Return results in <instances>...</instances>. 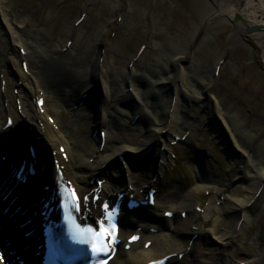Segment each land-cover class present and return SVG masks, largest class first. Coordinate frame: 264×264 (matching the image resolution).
Wrapping results in <instances>:
<instances>
[{
  "label": "bare ground",
  "instance_id": "bare-ground-1",
  "mask_svg": "<svg viewBox=\"0 0 264 264\" xmlns=\"http://www.w3.org/2000/svg\"><path fill=\"white\" fill-rule=\"evenodd\" d=\"M220 1L219 7L208 10L206 17L220 15L221 18L227 17L232 20L237 15L243 22L238 25L240 31H246L250 26L246 21L248 18L252 20V26L258 27V31L252 35L257 34L259 43L264 44V0H248L249 4L247 3L246 8L242 9V13L228 7L224 0ZM212 5L214 7L216 3L213 1ZM248 10L251 11L249 15ZM205 18L202 20L204 24L210 22L209 17ZM85 22L86 18L77 27L68 28L66 41H73L71 47H68L67 42L59 47L51 46L44 41L41 42L45 31H38L37 36L27 32V25L9 17L0 0V24L3 26L8 42L7 53H4L0 46V127L4 126L9 117L14 122L11 130L1 134L2 142L4 146H7L4 155H8V151L23 152L28 144L36 147L37 157L34 168H36L37 177L33 181L35 190L32 189V201L41 194L39 187L43 183L47 182L49 185L54 181L56 160L65 166V175L73 180L84 193L89 191L87 184L90 179L104 173L102 169L109 163L110 168L108 165L107 170H104L109 175L108 179L105 178L106 182L103 185L105 198L125 192V188L127 190L130 185L136 191L154 186L157 183L155 176L158 172L163 173L164 164L167 163V150L171 148L170 143L173 144L177 138H184L191 129L189 128L191 120L187 114L190 101L195 107L204 108L202 124L211 131L212 135H216L217 139H222L221 141L228 147V152L233 153L231 160L243 162L248 169V174L255 177L250 186L251 196L242 198L235 191L226 196L219 213L226 222L223 231L218 232L215 228L210 231L212 235L209 234L210 232L207 234L208 238L211 236L210 241L213 237L212 239L220 245L219 252L209 259V264H236L237 247L248 233L251 218L257 214L259 208L264 209L262 146L257 150V154L259 152L261 155L258 157L255 152L250 159L247 142L251 140V136L244 135L246 141L241 143L240 139L243 135H240V129L234 130L230 122L235 117V120H238V116L224 111L220 102L214 97L213 72L203 77L194 62L189 64L192 57L191 47L166 52L163 54V62L156 59L141 61V57L131 58L126 62L123 70H117L114 67V56L113 61L110 64L107 63L106 69L100 65V56L103 51L105 53L108 51L107 31L111 24L109 23L102 30H89ZM235 22H238L237 18ZM198 32L197 28L194 37ZM159 42V40L155 41L154 44L159 45ZM261 56L264 61V51ZM18 63L20 68L17 67ZM23 63L26 66L23 67ZM11 87L15 89L13 93H10ZM89 93L90 95L82 99V96ZM46 96L53 98L59 109L69 111L77 107L74 111H81L80 120L74 129H69L59 122L51 126L52 130L48 129L46 126L48 117L41 114L36 105L39 99L43 97L46 99ZM102 98L105 99L104 103L101 101ZM17 102L20 104L17 105ZM181 103L185 104L183 111ZM114 105L121 107V111L118 112L119 118L114 115ZM137 116L139 119L136 124L129 126L127 123L135 120ZM194 117H199V114L195 112ZM124 119L126 123H123ZM72 120L76 122L74 117ZM87 121L90 122L89 125H86ZM41 125L44 127L42 128ZM210 127L213 128L210 129ZM135 129L137 131L135 135L140 136L143 133L142 141H138L135 135H126ZM96 130L104 133L106 141L111 139V136L116 138L118 142L116 146L111 148L106 144L102 147L100 138L94 139L92 144L88 136ZM183 145L186 149L185 154L192 155L194 146L189 142ZM96 146H98L97 149ZM61 147L67 159L63 158ZM147 151H150L149 155L139 164H135V170L127 164L122 165L121 168L114 162L115 158L121 154L135 157ZM203 154L205 152H200L197 156H203ZM190 157V159L193 158ZM191 161L195 163L194 160ZM143 162L146 166L142 168L140 164ZM125 174L127 184L122 188L120 184L114 183V178ZM199 179L201 183L206 180L203 176ZM96 187L94 185L91 189ZM158 188L161 192L157 194V207L153 211L155 221L163 227L168 224L173 232L163 230L164 232L153 236L154 243L148 249L144 248V244L150 240L151 236L140 232L142 240L133 246V250L122 253V257L125 258L121 259V254L118 258L115 257L116 259H113L115 261L112 260L110 264H149L164 258L169 253L180 254L185 251L188 243L182 235L189 233L193 237L196 232H191V227L202 222L203 225H200L202 230L204 226L209 225V220L205 218L206 212L214 213L213 208H208L201 215L191 213L189 210L185 219L177 217L174 220H165L158 213L164 204H170L173 212L181 215L184 209L192 208L189 204L203 188L202 185H194L185 193H178L177 189L172 193H166L164 183ZM165 212L163 211V215ZM10 224L11 222L7 220L0 222V237L10 244L5 248L7 253L12 251L18 253L19 247L22 246L19 232L12 234L6 229L5 236L1 232L2 225ZM138 226L151 228L142 223ZM122 234L124 235L125 232ZM198 241L197 237L192 244L195 245ZM253 256L256 258L258 255L253 254ZM8 260L12 261L13 257ZM193 261L192 264H203L197 262V258ZM177 262L179 261L173 259L168 264ZM250 264H264V256L263 259H255Z\"/></svg>",
  "mask_w": 264,
  "mask_h": 264
},
{
  "label": "rangeland",
  "instance_id": "rangeland-1",
  "mask_svg": "<svg viewBox=\"0 0 264 264\" xmlns=\"http://www.w3.org/2000/svg\"><path fill=\"white\" fill-rule=\"evenodd\" d=\"M213 1L216 3L214 7L212 0H1V3L9 17L27 25V32L37 36L38 31H45L41 42L44 41L51 46L59 47L67 42L68 28L73 27L82 14L86 18L85 26L89 30H102L110 23L106 43L108 51L106 53L104 51L105 54L101 53L100 56V62H105L100 64L106 69L107 63L110 64L114 56V67L123 70L131 58L141 57V61L156 59L163 62V54L166 52L191 47L192 57L189 64L194 62L203 77L213 72L214 97L224 111L238 116V120H235V117L230 122L234 130L240 129L239 133L243 135L241 143L246 141L244 135L251 136V140L247 142L249 158L251 159L255 152L259 157L261 154L259 152L257 154V150L260 146L264 155V61L261 56L264 44L259 43L257 34L247 35L245 30L238 29V25L243 22L240 20L235 22L237 15L232 20L227 17L221 18L220 15L206 17L208 10L215 7L217 9L221 3L220 0ZM224 1L228 7L235 8L240 13L247 6L241 4L242 0ZM248 11L249 15L251 11ZM205 17H209L210 22L204 24L202 20ZM246 21L248 25H253L252 20L246 18ZM197 28L199 32L194 37ZM158 40L160 44L155 45V41ZM0 46L3 52L7 53L8 42L1 24ZM92 47L94 48V45ZM17 67L20 68V63ZM14 90L11 87L10 93ZM46 97L49 114L57 122L74 129L80 120L81 111L69 113L66 109H59L53 98ZM180 105L183 106L181 109L183 111L185 104ZM188 110L191 129L187 132V142L202 149L205 154L197 157L192 155L198 160L197 164L185 154L184 145L173 147L172 157L164 171V185L166 193H172L176 189L178 193H185L194 185L203 186L191 200L189 206L192 208L184 209L183 212L186 214L190 210L191 213L201 215L208 208H213L214 213L206 212L205 218L209 220V225L201 230L203 235L199 236V241L195 245L192 242L189 244V237L185 235L184 239L188 243L184 252L187 250L188 253L181 262L192 264L193 259L197 258V262L209 264V259L219 252L220 245L212 239L213 237L210 241L211 236L208 238L207 234L215 228L218 232L223 231L226 222L219 213L226 196L234 191L242 198L251 196L250 186L255 177L248 174L243 162L225 159V152L216 135H212L202 124L204 108L199 109L189 101ZM120 111L121 107L114 105V115L120 116L118 113ZM195 112L199 117H194ZM72 117L76 122H73ZM123 123H126V119ZM130 123L131 121L127 124L130 126ZM89 124L87 121L86 125ZM135 134L136 129L126 133L128 136ZM135 136L138 141H142L144 137L143 133ZM116 140L111 136L107 145L114 148L118 143ZM201 176L206 178L202 183L199 179ZM166 209L173 211L170 204L163 205V210ZM162 213L163 211H160V216ZM200 225L203 223L196 224L194 229H200ZM209 234L212 235L211 232ZM262 235L264 209L259 208L257 214L250 220L245 239L238 244L236 264H250L255 259H263ZM253 254L258 256L255 258Z\"/></svg>",
  "mask_w": 264,
  "mask_h": 264
},
{
  "label": "water",
  "instance_id": "water-1",
  "mask_svg": "<svg viewBox=\"0 0 264 264\" xmlns=\"http://www.w3.org/2000/svg\"><path fill=\"white\" fill-rule=\"evenodd\" d=\"M239 18V17H238ZM258 31V27L255 26H250L247 28L246 33L247 34H252L254 32ZM89 94H86L85 96H82V99H85ZM102 102L104 101L103 98L101 100ZM213 127H210V129H212ZM211 132V131H210ZM217 139V137H216ZM220 142V145L223 146L224 148V152L227 153L228 155H230L232 152H228V147L226 145H224V143L221 141L222 139H217ZM151 151V150H150ZM150 151H147L143 154L137 155V156H132V155H125V159L128 161V163L132 166V168H135V164L136 163H140L141 160H145L147 158V156L149 155ZM144 163V162H143ZM141 163V164H143ZM142 166H146L145 163Z\"/></svg>",
  "mask_w": 264,
  "mask_h": 264
},
{
  "label": "snow or ice",
  "instance_id": "snow-or-ice-1",
  "mask_svg": "<svg viewBox=\"0 0 264 264\" xmlns=\"http://www.w3.org/2000/svg\"><path fill=\"white\" fill-rule=\"evenodd\" d=\"M73 195H74V193H73ZM105 209L107 210V205H105Z\"/></svg>",
  "mask_w": 264,
  "mask_h": 264
}]
</instances>
